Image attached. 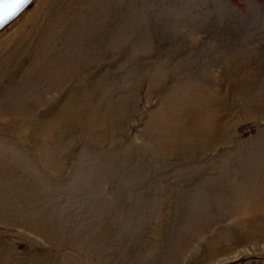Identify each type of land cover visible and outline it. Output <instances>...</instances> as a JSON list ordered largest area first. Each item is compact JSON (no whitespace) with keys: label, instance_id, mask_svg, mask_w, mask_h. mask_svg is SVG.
I'll return each mask as SVG.
<instances>
[{"label":"rangeland","instance_id":"obj_1","mask_svg":"<svg viewBox=\"0 0 264 264\" xmlns=\"http://www.w3.org/2000/svg\"><path fill=\"white\" fill-rule=\"evenodd\" d=\"M35 0L0 35V264H264V4Z\"/></svg>","mask_w":264,"mask_h":264},{"label":"water","instance_id":"obj_2","mask_svg":"<svg viewBox=\"0 0 264 264\" xmlns=\"http://www.w3.org/2000/svg\"><path fill=\"white\" fill-rule=\"evenodd\" d=\"M35 0H22L19 9L11 16L5 15L3 8L0 7V35L3 34L9 27L32 5ZM3 0H0V4Z\"/></svg>","mask_w":264,"mask_h":264},{"label":"snow or ice","instance_id":"obj_3","mask_svg":"<svg viewBox=\"0 0 264 264\" xmlns=\"http://www.w3.org/2000/svg\"><path fill=\"white\" fill-rule=\"evenodd\" d=\"M22 0H3V3L0 4V7L3 8L5 15L11 16L19 9Z\"/></svg>","mask_w":264,"mask_h":264},{"label":"trees","instance_id":"obj_4","mask_svg":"<svg viewBox=\"0 0 264 264\" xmlns=\"http://www.w3.org/2000/svg\"><path fill=\"white\" fill-rule=\"evenodd\" d=\"M229 2L235 6H240L239 0H229ZM259 2L264 4V0H259Z\"/></svg>","mask_w":264,"mask_h":264}]
</instances>
